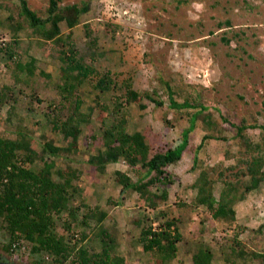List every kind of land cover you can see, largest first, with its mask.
Instances as JSON below:
<instances>
[{"label": "trees", "instance_id": "trees-1", "mask_svg": "<svg viewBox=\"0 0 264 264\" xmlns=\"http://www.w3.org/2000/svg\"><path fill=\"white\" fill-rule=\"evenodd\" d=\"M44 1L47 5L45 19L29 7L27 0H2L0 3V10L4 12H8L11 6L17 7V16L8 14L0 18V31L6 32L0 36V109L8 106L7 124L13 121L11 117L16 105L25 100H28V109L37 112L35 105L43 103V100L38 97V91L30 87L29 82L35 76L47 78L48 83L54 85L56 96L48 102L42 113L45 125L53 134L61 135L67 145L59 147L45 141L40 152H37L32 148L34 139L31 131L19 123L10 124L14 127L11 131L14 137L0 134V233L8 240L7 245L2 246L4 251L16 259L17 251L28 247L29 253L35 258L31 259L35 264H46L47 261L52 264H126V259L118 253L120 235L104 223L109 219L107 207H120L127 195L136 194L137 214L130 221L135 224L139 235L131 243L132 246L133 243L140 246L142 255H146L148 261L166 264L173 259L176 245L182 241L178 227L181 222L179 210L187 208L194 216L204 214L197 237L191 239L196 245L191 255L192 264H211L214 260L224 264H264V251H244L240 237L247 228L235 220V205L244 201L250 193L256 192L259 185L264 183V125L257 123L255 115L248 120L243 118L236 124L228 123L234 130L231 149L236 147L235 153H230V149L223 153V157L235 159V163L228 167L218 162L207 168L199 160L201 158L198 153L203 144L217 140L209 134H203L199 146L193 150L189 171L194 175L192 184L174 194L176 201L172 207L160 209L162 203L169 201L168 188L178 181L166 170L178 163L186 153L190 143L189 134L207 107L196 102L190 90L193 87L185 84L184 78L179 82L169 75L168 80L162 74L154 75L161 92L150 93L134 90L133 76L119 80L120 74L113 69H99L102 61L108 60L104 50L97 49L98 39L92 37L89 27H84L87 39L84 51L78 49L72 39L71 29L78 25L80 16L87 13V5L61 6L62 0ZM141 5L142 2L138 6ZM136 9L133 11L142 19L140 24L131 18L129 10L126 15H113L122 17L124 22L129 21L134 32L141 30L139 45L142 46L149 34L156 42L163 35L159 34V27L163 24L156 20L157 16L148 12L150 7ZM61 22L70 30L65 39L60 37ZM229 24L226 22V25ZM105 26L112 29L113 24ZM120 31V28L112 31L115 38ZM7 35L9 38H5ZM21 39L29 41V48H32L33 40L36 46L49 44L51 49L47 55L58 62V74L46 75L36 67L37 61L27 56V51L18 52L23 43ZM224 42L229 44L228 39ZM23 55L28 58L27 61H24ZM147 69L152 73L161 72L156 65L153 68L148 66ZM52 79H55V84L50 82ZM88 81L92 82L91 86L99 96L105 99L101 103L99 96H96L93 107L85 113L82 111L80 86ZM162 93H165L164 97ZM163 98L168 101L170 111L183 113L186 120L189 119V126L181 127L176 146L161 150L156 146L153 149L150 136L142 130L127 133V108L136 106L145 110L146 106L141 104L143 99L160 108L165 104ZM94 111H97L102 126L99 128L101 149L86 163L97 174H103L107 166L123 160L125 169L134 172L136 180L132 181L120 169L115 170L114 181L121 187L119 196L105 201L100 197L96 205L92 206L88 203L84 188L78 185L83 172L72 168L71 163L75 162V155L78 154L82 128L92 124L91 113ZM258 115L264 118V107ZM107 117L111 123L105 127ZM249 130L258 132L260 142H251L246 138ZM97 139L95 136L84 137V142H96ZM57 159L65 162V168L56 166ZM189 191L195 194L186 203V193ZM76 200L78 205L72 206ZM149 212L154 214L156 224L151 223ZM58 221L62 222L68 238L58 233ZM76 222L80 223L79 231H73ZM206 222L210 225L214 223L211 228L218 232L216 237L211 238L212 246H216L212 250L210 243L203 238L207 232L204 228ZM263 229L264 224L258 230L261 235L264 234Z\"/></svg>", "mask_w": 264, "mask_h": 264}, {"label": "rangeland", "instance_id": "rangeland-1", "mask_svg": "<svg viewBox=\"0 0 264 264\" xmlns=\"http://www.w3.org/2000/svg\"><path fill=\"white\" fill-rule=\"evenodd\" d=\"M27 1L29 7L38 12L40 18L47 17L46 1ZM140 2H142L141 7H150L148 12L157 16L156 20L163 24L159 27V34H163L162 37L157 38L155 42L149 34L142 46L139 45L142 39L141 30L134 32L129 21L124 22L122 17L113 15L123 14L129 10L131 18L133 17L137 20V24H140L142 19L133 11L137 10L136 8L141 9L138 6ZM72 4L79 7L87 5L88 9L87 13L80 16L78 25L71 29L73 42L78 49L85 50L87 39L84 35V27L87 25L93 34L92 37L98 39L97 49L104 50L105 58L108 60L102 61L99 69L103 67L113 69L120 74L119 80L133 76V89L150 93L161 92L160 84L154 80V75L162 74L165 80L170 77L179 82L184 78L185 84L192 85L193 89L190 90L196 102L207 107V110L199 116L197 126L189 134L190 143L186 153L178 163L166 170L178 181L168 188L169 201L162 203L160 209L172 207L176 201L174 194H178L180 189L192 184L194 175L189 171L192 166L193 150L199 146L203 134H209L211 138L217 139L206 141L198 153L201 158L199 160H202L207 168L218 162H222L224 167L235 163L234 158L223 157L227 149L231 150L230 153L236 151L235 146L233 149H231L233 146H230L234 130L228 126V123L236 124L243 118L248 120L255 115L257 123L264 125L262 114L258 115L264 107V0H62L60 3L61 6ZM152 6L154 7L151 8ZM8 14L17 16V7L11 6L8 12L0 10V18L7 17ZM131 18L128 19L131 20ZM226 22L230 24L226 25ZM101 24H113V30L120 28L117 38L114 37L110 27ZM59 27L60 37L65 39L70 30L64 22H61ZM5 33L1 30L0 36ZM5 38H9L8 35ZM225 39L229 40V44L224 42ZM21 40L23 43L21 51L18 52L27 51V56L33 57L37 61L36 67L43 70L46 75L58 74V62L47 55V51L51 49L49 44L40 47L36 46V41L33 40L32 48H29V41ZM23 56L24 61H27L28 58ZM155 65L161 69V72L152 73L146 70L148 66L153 68ZM50 82L55 84L56 81L52 79ZM91 84L92 82L88 81L80 86L83 100L82 111L85 113L88 112V108L93 107L95 97L99 96ZM29 85L38 91V97L43 100V103L35 105L38 108L37 112L28 109V100L19 103L16 105L15 113L11 117L13 121L10 124H22L31 131L34 139L32 148L37 152H40L45 141L53 142L59 147H66L67 142L61 135L53 134L46 127L42 114L48 102L56 96L54 85L49 84L47 78L39 76H35ZM26 91L30 94L29 90L26 89ZM200 93H202L201 97L198 96ZM161 96L164 97L165 93ZM99 98L101 103L105 99L103 96ZM164 102L163 107L157 108L150 101L143 99L141 104L146 106L145 110H140L136 106L127 108L129 124L127 133L132 134L134 131L142 130L150 136L148 137L153 149H156L154 146L161 150L176 146L181 127L189 126V119L186 120L183 113L170 111L167 106L168 101L164 99ZM7 108L8 106H4L0 109V134L14 137L12 133L14 127L6 122ZM19 119H21L20 122H18ZM91 121L90 126L82 128L78 154L75 155V162L71 163V166L83 172L78 185L84 188L85 196L89 198L88 203L93 206L100 197L105 201L119 196L121 187L114 181L115 170L120 169L126 172L132 181L136 180V176L128 168L125 169L123 160L118 162V167L107 166L103 174H97L95 169L86 163L101 149L99 128L102 126L99 123L97 111L91 113ZM105 122L104 126L107 127L111 119H105ZM208 124L212 126L208 127ZM257 133V131L249 130L246 138H249L251 142H260ZM91 136L98 138L97 141L88 140L85 143L84 137ZM152 138L155 139L152 140ZM56 162L57 167L65 168L66 164L62 160L57 159ZM259 186L256 192L250 193L244 201L235 205L236 222L247 228L240 237L244 251L247 253L264 251V234L261 235L258 232L264 224V183ZM218 190L219 188L216 189ZM194 194L193 191L186 193V203L194 197ZM127 196L120 207H107L109 219L104 224L120 235L118 253L126 259V264H154L153 261H148L149 258L146 255H142L140 246H136L135 243L132 246V239H136L139 235L135 224L130 221V218L137 214L135 205L137 195ZM215 196L218 197V194L216 193ZM77 205L78 200L73 202L72 206ZM179 213L181 222L178 227L182 233V241L176 245L173 259L166 264H192L191 255L196 245L191 239L197 237L199 224L204 217V214L194 216L187 208L180 209ZM149 214L151 223H154V214L151 212ZM78 223H74L73 231L80 230V223ZM210 224L206 222L204 225L207 232L203 234V238L210 243L212 250V247L216 248V246H212L211 238L216 237L218 232H214L215 230L211 228L214 223H212L213 226ZM57 227L58 233L69 237L61 221L57 222ZM7 242L8 240L0 233V257L5 260H9V254L2 246L7 245ZM29 252L28 247L19 249L18 258L15 259L14 264H35L31 260L35 258ZM46 264L52 263L47 261ZM213 264L217 263L213 262Z\"/></svg>", "mask_w": 264, "mask_h": 264}, {"label": "crops", "instance_id": "crops-1", "mask_svg": "<svg viewBox=\"0 0 264 264\" xmlns=\"http://www.w3.org/2000/svg\"><path fill=\"white\" fill-rule=\"evenodd\" d=\"M119 166V164L118 163H116V164H113V165H109L108 167H118ZM116 169H118V168H116ZM213 262H215V263H219L220 262V264H224L223 262H221V261H219V260H214V261H212L211 262V264H213ZM0 263H3V264H6L7 263V261L6 260H4V258L3 257H0Z\"/></svg>", "mask_w": 264, "mask_h": 264}, {"label": "flooded vegetation", "instance_id": "flooded-vegetation-1", "mask_svg": "<svg viewBox=\"0 0 264 264\" xmlns=\"http://www.w3.org/2000/svg\"><path fill=\"white\" fill-rule=\"evenodd\" d=\"M5 260V259H4ZM7 261V263L6 264H14V262H15V259L14 258H12L11 256H9V260H6Z\"/></svg>", "mask_w": 264, "mask_h": 264}, {"label": "built area", "instance_id": "built-area-1", "mask_svg": "<svg viewBox=\"0 0 264 264\" xmlns=\"http://www.w3.org/2000/svg\"><path fill=\"white\" fill-rule=\"evenodd\" d=\"M123 14H124V15H126V14H127V12H126V13H125V12H123Z\"/></svg>", "mask_w": 264, "mask_h": 264}, {"label": "bare ground", "instance_id": "bare-ground-1", "mask_svg": "<svg viewBox=\"0 0 264 264\" xmlns=\"http://www.w3.org/2000/svg\"><path fill=\"white\" fill-rule=\"evenodd\" d=\"M0 264H3V263H0Z\"/></svg>", "mask_w": 264, "mask_h": 264}]
</instances>
